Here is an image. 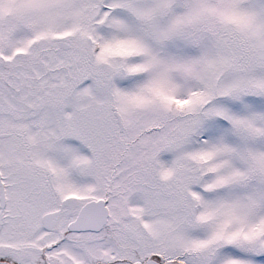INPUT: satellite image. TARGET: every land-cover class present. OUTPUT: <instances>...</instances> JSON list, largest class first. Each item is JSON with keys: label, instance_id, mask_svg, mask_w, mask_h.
Here are the masks:
<instances>
[{"label": "snow or ice", "instance_id": "obj_1", "mask_svg": "<svg viewBox=\"0 0 264 264\" xmlns=\"http://www.w3.org/2000/svg\"><path fill=\"white\" fill-rule=\"evenodd\" d=\"M0 264H264V0H0Z\"/></svg>", "mask_w": 264, "mask_h": 264}]
</instances>
